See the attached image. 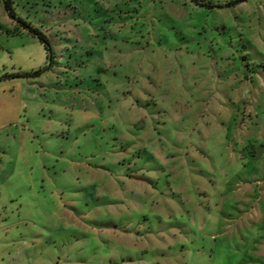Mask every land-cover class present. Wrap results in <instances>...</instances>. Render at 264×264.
I'll return each mask as SVG.
<instances>
[{"label": "rangeland", "instance_id": "rangeland-1", "mask_svg": "<svg viewBox=\"0 0 264 264\" xmlns=\"http://www.w3.org/2000/svg\"><path fill=\"white\" fill-rule=\"evenodd\" d=\"M0 264H264V0H0Z\"/></svg>", "mask_w": 264, "mask_h": 264}, {"label": "trees", "instance_id": "trees-1", "mask_svg": "<svg viewBox=\"0 0 264 264\" xmlns=\"http://www.w3.org/2000/svg\"><path fill=\"white\" fill-rule=\"evenodd\" d=\"M8 1H6V9H8ZM9 16L12 18V14L9 13ZM26 28H28L29 32L31 33V35H33L34 37H36L40 43L43 45L46 53H47V60L49 61V63L51 64V62L53 61V53L51 51V47H50V44H49V40L48 38L43 35L41 32H39L38 30L36 29H33L31 27H28V26H25ZM37 73L35 74H31V75H28V74H20V75H17L16 77H23V78H27V77H34L36 76Z\"/></svg>", "mask_w": 264, "mask_h": 264}]
</instances>
